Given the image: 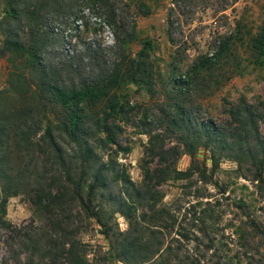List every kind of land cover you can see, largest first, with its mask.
Here are the masks:
<instances>
[{
	"label": "trees",
	"instance_id": "trees-1",
	"mask_svg": "<svg viewBox=\"0 0 264 264\" xmlns=\"http://www.w3.org/2000/svg\"><path fill=\"white\" fill-rule=\"evenodd\" d=\"M129 1H135V12L123 0H0V55L8 60L0 89V227L10 226L4 217L7 197L21 192L42 220L38 232L26 234L24 264H82L76 249L81 219L99 226L114 264H211L215 255L217 264H223L218 253L204 255L214 245L210 234L217 214L201 194L183 203L187 181L194 177L218 185L212 174L226 156L237 167H248L256 191L264 196V133L258 126L264 124V110L236 103L227 108L228 123L221 125L198 119L185 105L189 89L198 83L203 89L206 74L227 57V37L173 78L170 102L161 107L164 130L175 133L189 157L186 167L173 164L180 150L176 145L163 148L157 133L150 136L147 151L162 164L143 167L138 183L115 160L117 151L129 150L118 139L131 108L121 89L133 83L153 94L160 75L149 38L130 51L138 39L133 13H148L150 7L143 0ZM84 10L109 26V42L78 39L80 46L71 48L77 35L58 25ZM246 43L251 61L260 63L264 25ZM176 92L180 99H173ZM198 147L207 150L209 166L196 157ZM11 155L24 160L21 168L10 165ZM167 180L178 181V192L160 203L163 194L157 186ZM112 184L117 189L105 193ZM239 205H244L241 198ZM114 212L125 219L124 229L112 226ZM189 240L196 253L183 252Z\"/></svg>",
	"mask_w": 264,
	"mask_h": 264
},
{
	"label": "rangeland",
	"instance_id": "rangeland-1",
	"mask_svg": "<svg viewBox=\"0 0 264 264\" xmlns=\"http://www.w3.org/2000/svg\"><path fill=\"white\" fill-rule=\"evenodd\" d=\"M130 4L129 0H123ZM150 11L136 12V30L138 39L130 43L134 52L142 38L151 40V55L156 60L160 75L155 93L149 94L141 86L126 84L121 91L126 93L131 108L118 139L122 145L129 146L127 151H117L115 160L128 172L132 181L138 183L142 178V168L160 165L156 155L147 151L152 134L162 136V147L176 145L180 152L173 164L183 169L188 164V155L174 137L175 133L164 130L166 116L161 107L170 102L172 80L182 76L191 60L200 54H211L221 38H230L231 47L227 57L221 59L206 74L203 89L200 83L192 86L186 97L185 105L198 119L204 118L216 124L226 125L229 120L227 108L242 101L252 103L264 110V56L260 63H254L246 40L264 25V0H143ZM135 1L129 6L135 12ZM80 17L69 18L58 28L76 34L73 45L91 40L107 43L110 41V29L92 10L81 11ZM0 34V39H1ZM8 60L0 55V89L5 86ZM173 91V90H172ZM180 99V93L173 95ZM162 122V123H161ZM259 131L264 133V124L259 122ZM157 142L156 139L152 140ZM200 162L209 166L208 152L198 147L195 152ZM11 166L21 168L24 160L16 155L8 159ZM244 163L237 167L229 157L221 156L218 167L212 174V180L218 185L201 182L194 177L187 181L182 194L183 203L193 201L196 194L201 200H209L217 214L210 235L214 236V245L204 251L218 253L223 264H264V196L256 191L249 170ZM186 180H180V183ZM178 181L167 180L157 187L162 192L159 201L168 202L178 192ZM112 184L105 193L115 191ZM104 193V194H105ZM103 201L105 196L100 197ZM239 198L244 205H239ZM158 202V203H159ZM111 204V203H110ZM108 209L111 205H105ZM5 219L8 228L0 227V262L3 264H24L29 253L28 232L38 229L42 223L33 213V206L25 193L7 197ZM112 226L124 229L126 222L119 212L112 213ZM76 249L83 258L82 264H114L108 254L107 239L99 232V226L93 220L78 221ZM115 222V223H114ZM192 240L185 242V250L196 253ZM199 250L201 245L198 244ZM218 257H211V264H217Z\"/></svg>",
	"mask_w": 264,
	"mask_h": 264
}]
</instances>
